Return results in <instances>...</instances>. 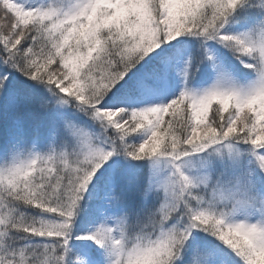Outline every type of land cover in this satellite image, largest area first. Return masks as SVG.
I'll return each mask as SVG.
<instances>
[{"label": "snow or ice", "instance_id": "1", "mask_svg": "<svg viewBox=\"0 0 264 264\" xmlns=\"http://www.w3.org/2000/svg\"><path fill=\"white\" fill-rule=\"evenodd\" d=\"M0 264H264V0H0Z\"/></svg>", "mask_w": 264, "mask_h": 264}]
</instances>
